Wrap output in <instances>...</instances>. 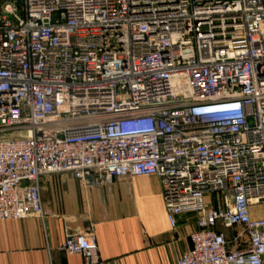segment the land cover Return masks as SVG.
I'll return each instance as SVG.
<instances>
[{"label": "built area", "instance_id": "2783aa9c", "mask_svg": "<svg viewBox=\"0 0 264 264\" xmlns=\"http://www.w3.org/2000/svg\"><path fill=\"white\" fill-rule=\"evenodd\" d=\"M58 173L155 176L176 264H264V0H0V221ZM58 249L103 264L89 227Z\"/></svg>", "mask_w": 264, "mask_h": 264}, {"label": "crops", "instance_id": "0c3cea01", "mask_svg": "<svg viewBox=\"0 0 264 264\" xmlns=\"http://www.w3.org/2000/svg\"><path fill=\"white\" fill-rule=\"evenodd\" d=\"M89 181L41 176L43 216L0 221V264H84L58 247L65 234L87 227L103 264H176L189 250L195 217L183 215L170 228L157 177ZM251 216L264 218V204L252 207Z\"/></svg>", "mask_w": 264, "mask_h": 264}]
</instances>
